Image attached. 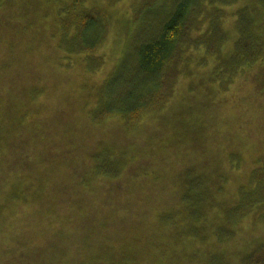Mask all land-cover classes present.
Listing matches in <instances>:
<instances>
[{"label": "trees", "instance_id": "trees-1", "mask_svg": "<svg viewBox=\"0 0 264 264\" xmlns=\"http://www.w3.org/2000/svg\"><path fill=\"white\" fill-rule=\"evenodd\" d=\"M0 264H264V0H0Z\"/></svg>", "mask_w": 264, "mask_h": 264}, {"label": "rangeland", "instance_id": "rangeland-1", "mask_svg": "<svg viewBox=\"0 0 264 264\" xmlns=\"http://www.w3.org/2000/svg\"><path fill=\"white\" fill-rule=\"evenodd\" d=\"M135 33H133V35H134ZM132 35V36H133ZM135 44V41H134V37H131L130 38V40H129V49H131L132 48V46Z\"/></svg>", "mask_w": 264, "mask_h": 264}]
</instances>
